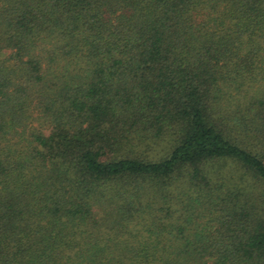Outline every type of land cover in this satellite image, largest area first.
Returning <instances> with one entry per match:
<instances>
[{"label": "trees", "instance_id": "trees-1", "mask_svg": "<svg viewBox=\"0 0 264 264\" xmlns=\"http://www.w3.org/2000/svg\"><path fill=\"white\" fill-rule=\"evenodd\" d=\"M0 264H264V0H0Z\"/></svg>", "mask_w": 264, "mask_h": 264}]
</instances>
